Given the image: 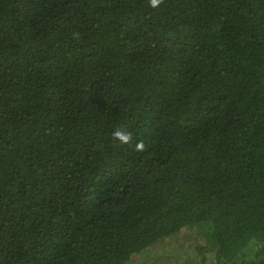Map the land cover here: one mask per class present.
I'll use <instances>...</instances> for the list:
<instances>
[{"label":"trees","instance_id":"1","mask_svg":"<svg viewBox=\"0 0 264 264\" xmlns=\"http://www.w3.org/2000/svg\"><path fill=\"white\" fill-rule=\"evenodd\" d=\"M0 264H264V0H0Z\"/></svg>","mask_w":264,"mask_h":264},{"label":"clouds","instance_id":"2","mask_svg":"<svg viewBox=\"0 0 264 264\" xmlns=\"http://www.w3.org/2000/svg\"><path fill=\"white\" fill-rule=\"evenodd\" d=\"M162 2L163 0H149L150 6L152 8L158 7ZM113 138L121 144H128L131 141V134L125 131L118 130L113 133ZM136 149L138 151H142L144 149L143 143H138L136 145Z\"/></svg>","mask_w":264,"mask_h":264}]
</instances>
